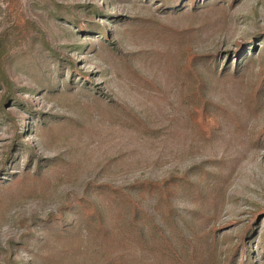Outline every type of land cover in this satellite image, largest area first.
<instances>
[{
  "label": "rangeland",
  "instance_id": "rangeland-1",
  "mask_svg": "<svg viewBox=\"0 0 264 264\" xmlns=\"http://www.w3.org/2000/svg\"><path fill=\"white\" fill-rule=\"evenodd\" d=\"M0 264H264V0H0Z\"/></svg>",
  "mask_w": 264,
  "mask_h": 264
}]
</instances>
